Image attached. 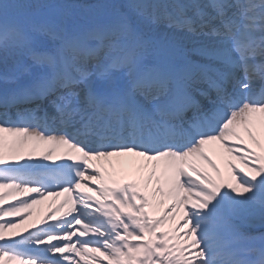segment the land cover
<instances>
[{"label": "snow or ice", "instance_id": "snow-or-ice-1", "mask_svg": "<svg viewBox=\"0 0 264 264\" xmlns=\"http://www.w3.org/2000/svg\"><path fill=\"white\" fill-rule=\"evenodd\" d=\"M0 264H264V0H0Z\"/></svg>", "mask_w": 264, "mask_h": 264}, {"label": "bare ground", "instance_id": "bare-ground-1", "mask_svg": "<svg viewBox=\"0 0 264 264\" xmlns=\"http://www.w3.org/2000/svg\"><path fill=\"white\" fill-rule=\"evenodd\" d=\"M34 195V194H33ZM61 197H58L57 200L54 199L50 201L49 203L42 202L40 204V207L37 208V205L34 206V208L31 210L33 212V215L25 221V225L22 226L21 231L23 230V227L31 228L34 222H38L41 217L44 216V214L50 209V207L55 206V204L59 203Z\"/></svg>", "mask_w": 264, "mask_h": 264}, {"label": "rangeland", "instance_id": "rangeland-1", "mask_svg": "<svg viewBox=\"0 0 264 264\" xmlns=\"http://www.w3.org/2000/svg\"><path fill=\"white\" fill-rule=\"evenodd\" d=\"M68 2H74V3H92L94 0H68Z\"/></svg>", "mask_w": 264, "mask_h": 264}]
</instances>
